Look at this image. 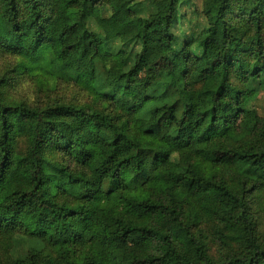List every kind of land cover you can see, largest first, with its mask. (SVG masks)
<instances>
[{"label": "trees", "instance_id": "1", "mask_svg": "<svg viewBox=\"0 0 264 264\" xmlns=\"http://www.w3.org/2000/svg\"><path fill=\"white\" fill-rule=\"evenodd\" d=\"M17 1L0 0V45L28 57L33 70L112 98L132 114L140 136L114 125L106 134L91 128L89 145L78 128L103 124L87 108L65 103L38 108L0 97V229L13 242L9 264H22L21 248L36 263L42 250L32 248L31 238L43 246L44 240L85 221L97 229L85 227L74 238L103 259L85 254L82 264H264V242L249 203L226 182L201 174L179 152L194 141L200 157L234 162L247 176L264 181V147L223 142L230 135L223 97L233 89L231 63L247 93L264 89V0L239 5L247 15L243 24L230 22L232 0H64L69 21L57 40L46 37L37 5L28 18L18 20ZM211 79L213 84L197 97L196 83ZM124 99L131 103L127 108ZM73 129L77 151L71 154L92 168L93 178L45 156L48 140ZM18 135L29 141L22 165L13 147ZM258 135L264 138V120ZM166 140L172 148L161 149ZM46 163L53 168L48 185L52 179L69 193L91 198L90 204L55 200L46 183ZM155 175L158 184L221 192L219 213L208 212L221 223L215 228L220 241L235 243L224 260L211 257L176 204L145 191ZM136 217L157 218L148 224ZM157 242L161 253L150 254ZM72 260L61 264H76Z\"/></svg>", "mask_w": 264, "mask_h": 264}, {"label": "rangeland", "instance_id": "2", "mask_svg": "<svg viewBox=\"0 0 264 264\" xmlns=\"http://www.w3.org/2000/svg\"><path fill=\"white\" fill-rule=\"evenodd\" d=\"M243 1H231V14L229 16L231 23H245L247 15H244L239 8ZM17 4L18 20L20 18H28L35 5L41 9L42 26L46 37L57 40L59 35L65 31L69 17L63 9L64 0H18ZM43 43L45 44L46 41L44 40ZM31 62L25 55L12 51L8 44L0 45V97L6 103H23L38 108L65 103L83 109L87 108L95 113L103 124L102 126L91 122L93 126L85 124L78 128L83 139L89 145H93L87 134V131L91 128L101 134H106V129L110 125H114L119 132L128 133L135 136L134 138L140 136V132L132 124V114L119 107L112 98L107 96L97 97L73 80L33 70L31 69L33 68ZM231 66L232 63L228 82L233 89L225 93L223 97L225 115L229 119L227 130H229L230 135L223 142L229 147L234 146L233 144L235 143H246L255 148H263L264 138L260 137L258 133L264 120V103L262 101L264 100V89H260L256 94L247 93L246 82L239 77L237 72H232ZM213 82V79L203 83L197 82V97H199V92L202 89L210 87ZM122 104L127 108L131 103L128 99H124ZM134 117L135 113L133 114V122ZM214 134H210L211 144ZM243 135L249 136L240 140V142L234 140L237 136L242 137ZM73 138H75L74 129L67 135L62 136V138H55L52 141L48 140L45 156L58 162L56 164L60 163L68 167L69 170L75 173H82L89 178H93L92 168L90 169L86 162L73 157L71 154L72 150L77 151V147L71 142ZM188 139L189 137L185 140L189 141ZM28 144L29 141H26L24 135H18L13 142V147L18 152L17 157L21 160V165L24 164ZM194 144L195 142L191 141L186 147L180 148V156L187 158L201 174L217 181L226 182L234 191L244 197L251 207L253 223L256 225L264 242V181L247 176L234 162L226 160L212 162L200 157L196 153ZM160 148L170 149L172 145L166 140L160 145ZM44 173L48 185V175L53 173L50 163L45 164ZM156 177L157 175L144 185L145 191L169 205L176 204L182 219L187 223H191L195 233L205 240L211 257L218 262L224 260L232 250V247L235 246V243L226 244L220 241L215 228L221 226V223L209 217L212 211L219 213V207L224 201L221 192L216 189L205 190L199 186H193L186 190L181 185L168 186L158 184ZM51 181L53 184L48 185L49 193L59 203L72 206L90 204L88 199L91 198L69 193L61 185L54 183L52 179ZM100 204L105 205L106 203ZM209 209L213 210L208 212ZM233 217L235 218L234 215ZM139 218L144 223L150 224L157 217H136L135 219L138 221ZM85 227L92 231L97 229L96 224L85 221L74 225L68 232L60 233L48 241L44 240L43 246L40 245L36 238H31L33 242L32 248L34 250H42L41 258L34 264H61L68 257H71L74 263L82 264L85 254L97 261H101L103 257L100 253L90 250L86 242L75 240L74 238ZM12 244L13 242L9 241L0 229V264L10 263ZM176 244L180 249L182 248L179 239H176ZM133 247L131 248L132 250ZM161 250V243L157 242L149 251L150 254H160ZM145 252L148 253L146 250ZM20 255L22 264H31L23 248L20 250Z\"/></svg>", "mask_w": 264, "mask_h": 264}]
</instances>
